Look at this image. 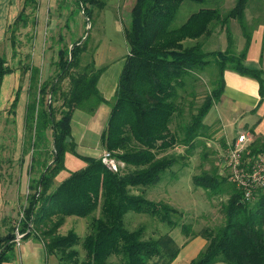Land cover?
I'll return each mask as SVG.
<instances>
[{
  "label": "trees",
  "instance_id": "1",
  "mask_svg": "<svg viewBox=\"0 0 264 264\" xmlns=\"http://www.w3.org/2000/svg\"><path fill=\"white\" fill-rule=\"evenodd\" d=\"M184 1L135 0L131 8L130 25L125 31L130 52L101 135L104 150L123 163L118 171L109 169L101 157L81 155L86 164L55 185L65 153L75 149L71 126L74 112L77 109L95 112L104 101L98 89L102 68L97 69L94 60L82 65L89 49L87 29L70 45L63 36L59 37L60 46L53 61L57 67L55 74L41 80L38 98L37 94L29 98L28 118L36 114L38 121L42 117L45 125L52 128L53 159L45 164L34 184L30 183V193L21 213L23 219L18 226L24 239H44L48 255H54L59 264H171L183 245L169 232L154 237L146 235L144 225L129 229L126 215L131 211L150 214L171 229L181 227L185 243L199 235L205 237L207 246L188 264H264V188L257 189L254 198L247 200L233 183L223 208L225 223L201 230H195L191 223H179L177 218L182 212L167 202L148 199L145 189L140 194L133 191L158 184L166 170L183 162L187 157L184 152L172 151L176 144L185 145V152L190 153L213 133L209 132L211 126L205 118L223 95L225 70L258 79L264 96V69L245 64L252 39V28L245 19L248 0H237L227 14H222L218 7L200 8L181 25L174 26ZM75 2L85 17V25L92 29L94 8L104 9L106 1ZM31 6L36 7V0H26L23 11L9 29L12 45L17 43L15 33L21 29L19 26H27V9ZM232 19L241 24L245 49L238 54L231 52L233 37L229 31L228 50L205 51L200 39L210 36L217 24L227 27ZM189 39H195L196 43L186 46L185 41ZM212 62L219 70L218 85L205 97L190 122L179 131L173 130L172 124L186 104L181 99L191 94L187 87L196 79L195 72ZM14 69L7 57L0 54V89L3 78ZM22 71L31 73V93L41 70L24 66ZM17 103L18 97L10 109ZM249 149L264 152V142L253 141ZM193 179L195 186L214 195L223 193L224 184L230 182L227 176L207 171L194 175ZM70 216L91 219V230L84 238L73 229L65 235L59 233ZM17 228L13 222L6 233L0 232V264L11 262L17 256ZM80 245L85 254L83 258Z\"/></svg>",
  "mask_w": 264,
  "mask_h": 264
},
{
  "label": "rangeland",
  "instance_id": "2",
  "mask_svg": "<svg viewBox=\"0 0 264 264\" xmlns=\"http://www.w3.org/2000/svg\"><path fill=\"white\" fill-rule=\"evenodd\" d=\"M105 1L106 6L104 9L94 8L92 29L89 30V25L87 26L85 34L90 33L88 38L89 49L83 56L82 65H86L91 60H94L97 69L110 67V71L114 73L116 71L119 72L124 67L126 58L130 52L125 31L130 25V12L135 0ZM236 2L237 0H207L200 3L185 0L180 6L174 26L181 25L191 13L203 7H218L222 14H227L235 6ZM260 12L264 17V8ZM27 14V26H19L21 29L15 33L17 43L14 45H12L11 41L12 34L9 32V40L5 43L8 45L6 51L9 47L10 49L9 53H6V56L9 54L7 60L11 66L39 67L41 74L37 76L39 77V81L31 90V97L30 95H26L25 99L27 92L24 91L17 106L12 109H10V104L17 91V87L13 89L17 80L15 74L11 76V79L5 81L4 88L2 87L0 105L4 99L6 101V99L10 98L11 101L10 103L7 101L8 104L5 108L0 109L1 234L6 233L13 222L16 228L18 227L21 230V226H18V224L19 220L23 219L21 213L25 208L27 195L30 193V182L33 185L34 181L43 171L45 164L53 159L52 128L45 125L42 117L38 121L36 114L35 116L30 114L28 118L27 107L29 100L35 94H37V98L40 96L38 91L42 83L41 80L44 81L55 74L57 67L53 61L57 57L61 33H63V37L65 38L64 41L70 45L72 41L78 39L86 30L84 15L75 0H36V7H28ZM67 17L71 24H78L77 28H71V26L65 27ZM231 21L229 29L234 40L231 52L238 54L236 51L238 47L236 48V46L239 42L244 41L242 38L243 34L239 20L232 19ZM53 23H58L56 28H50V26L55 25ZM252 24L249 22L248 25ZM228 27L229 25L223 28L220 24H217L210 37H202L200 42L203 44V49L205 51L228 50L229 42L225 31ZM211 39H213L212 42L208 43ZM195 43V39L185 41V45L189 47ZM4 45L2 47L3 51H5ZM11 45L14 47L13 52ZM2 49L0 50L2 51ZM50 56L52 59H49ZM210 59L213 60L214 57L211 56ZM49 62L51 63L48 66ZM218 73V67L213 62L195 72L196 79L190 81L187 87V91L191 92V94H185L184 100L181 99L182 102L186 100V104L182 105L184 108L183 112L176 117L172 124L173 130L179 131L184 124L190 122L192 115L203 103L205 97L210 94L216 84L218 85ZM46 106L47 101L45 102ZM216 107L215 104L211 111H215ZM103 110L104 113L97 114L96 116H93L95 113H90L87 110H83L82 112L80 110L82 118L80 122L83 123V126L81 123L77 124L79 121L76 117L73 127V138L78 145L75 149L67 150L65 153L63 168L59 171L55 181H61L72 171L83 167L86 162L81 155L92 156L102 152V124L106 122V112L104 108ZM205 119L207 120L208 118ZM217 121L214 127L218 126L220 129L226 131L227 138L231 142L232 138L235 137L234 128L228 127L227 123L222 124L219 120ZM37 123H39L38 128ZM238 127L239 124L236 128ZM212 131L213 128L210 127L209 132ZM217 131L220 132L219 129ZM209 134L210 136L203 138L201 144L199 143L198 147L190 153L185 152V145L181 143L176 144L172 151L176 153L184 152L183 155L187 157L182 160L183 162H177L170 169L166 170L162 174V179L158 184L138 187L133 190L135 193L140 194L145 189V196L148 199L171 204L182 212L181 216L176 217L179 223H191L195 230H201L205 226L217 228L225 223L223 208L231 195L233 185V182L228 179L230 182L229 184H224L225 191L219 195H214L194 184V175H203L206 171L218 173L221 177L228 176V170L225 169L223 159L229 145H223L220 142L221 139H217L215 133ZM120 166H123V163L119 161L118 168ZM97 214H99V211ZM90 223V218L70 216L67 218L65 224L59 228V233L65 235L73 229L81 238H84L91 230ZM139 225L146 227L147 236L157 237L159 234L169 232L179 244H186V236L183 234L181 227L171 229L168 224L161 223L150 214L129 212L126 215V226L129 229H134ZM199 237L205 241V245L201 248L203 250L207 246L208 240L200 235L195 238ZM23 240L24 238L22 242ZM39 240L45 245L44 239L40 238ZM21 245H16L17 251ZM78 248L83 258L85 255L84 250L81 245ZM47 257L49 264H59L54 255H48L47 253Z\"/></svg>",
  "mask_w": 264,
  "mask_h": 264
},
{
  "label": "crops",
  "instance_id": "3",
  "mask_svg": "<svg viewBox=\"0 0 264 264\" xmlns=\"http://www.w3.org/2000/svg\"><path fill=\"white\" fill-rule=\"evenodd\" d=\"M25 3L26 0H0V49H2L3 44H5L4 45L5 51H3V49L2 51L0 50V54L3 56H6V53H9V49H10L9 47V49L6 51L8 45L7 43H5L8 42L9 40L8 39L9 29L13 24V22H15L16 18L19 16V14L23 11ZM262 8H264V0H252V1L249 0V3L246 6V15H245L246 22L247 24H249V22L253 24L250 25V27L252 28V39L246 51L245 64L248 67L254 69H264V17L260 12ZM66 19L67 20L65 22V27L71 26V28L74 27L77 28L78 24L76 23L71 24L68 17ZM53 24L55 25L50 26V28L51 27L56 28L58 25V23H53ZM239 25L241 27L240 22ZM229 28H230V24L229 27L225 29L227 38L229 37L228 36L230 31ZM69 32H70V28H69ZM60 36H63V33H61ZM242 38L244 39V41L239 42V44L236 46V48L238 47L236 49L237 53H240L245 49L246 38L244 34ZM212 40L213 39L209 40L208 43H211ZM228 42H229V38H228ZM12 48H13L12 50L13 52L14 47L12 46L11 49ZM8 55L6 57H8ZM10 56H11V51H10ZM52 57L50 56L49 59H52ZM50 63L51 62L48 63V66ZM13 67L15 68L14 71L7 74L3 78V82L0 89V95H1L2 87L4 88V82L8 81V79H11V76L15 74L17 80L15 82V87H13V89L17 87V91L14 99L12 100V103L17 97L19 102L24 91L27 92L25 94V99H26V95L27 96L30 95V81H31L30 71H28L27 73H23L22 67H17V66H13ZM122 69L119 70V72L116 71L112 73L110 71L111 70L110 67L102 68V72L98 81V89L101 95L103 96L104 101L99 105V107L96 109L95 112H90V113H95L93 116H96L97 114L104 113L103 108L105 109L106 122H103L102 124V128H103L102 133L105 130L106 125L108 123L107 119H109L111 102L115 97L118 81ZM224 78H225V88L223 95L221 99L215 103L217 106L216 110L211 111L212 110L211 109L209 111L206 117L208 118L206 120V123L209 124L211 128H213V134L215 133L217 139H221L220 142H222L223 145L225 146L230 143L229 142L230 139L227 138L226 131L220 129L218 126L214 127L215 123L218 122L217 120H219L222 124L227 123L228 127L234 128L233 131H235V137L232 138L231 142L234 141L238 133L243 131L251 132L254 136L253 141L259 140L264 142V96H262L261 94V85L259 80L250 76L240 74L239 72L234 71L232 69L225 70ZM7 101H9L8 103H10L11 101L10 98L6 99V101L5 99L3 100L2 104L0 105V109L5 108V106L8 104ZM80 110L82 109H77L72 117V121H71L72 137L74 135L73 127L76 117L77 120L79 121L77 124L81 123V125L83 126V123L80 122L82 119ZM238 124L239 127L236 128ZM218 129L220 130V132L217 131ZM77 145L78 143H75V147H77ZM103 151L104 148L102 152ZM102 152H99L98 154H94L92 156L100 157ZM61 181L58 180L55 181V185L56 186L59 185ZM193 240H197V241H193ZM204 245H205V241L203 238L199 237L190 240L189 242H187L185 245L182 246L179 255L171 264H184V263L188 264L195 256H197V254L200 252L201 248ZM48 262L49 260L43 242L37 239L36 237H30L28 239L23 240L21 247L18 249L16 258L13 259L11 262H7L5 264H49ZM215 264H225V263L218 262Z\"/></svg>",
  "mask_w": 264,
  "mask_h": 264
},
{
  "label": "built area",
  "instance_id": "4",
  "mask_svg": "<svg viewBox=\"0 0 264 264\" xmlns=\"http://www.w3.org/2000/svg\"><path fill=\"white\" fill-rule=\"evenodd\" d=\"M254 136L249 131L237 134L230 142L223 163L227 169L228 179L236 184L247 200L253 199L257 189L264 188V152H251L249 145ZM103 163L111 170L118 171L117 159L111 152L104 150L101 155ZM24 234L17 228L15 242L20 246Z\"/></svg>",
  "mask_w": 264,
  "mask_h": 264
},
{
  "label": "water",
  "instance_id": "5",
  "mask_svg": "<svg viewBox=\"0 0 264 264\" xmlns=\"http://www.w3.org/2000/svg\"><path fill=\"white\" fill-rule=\"evenodd\" d=\"M87 34H88V33H87ZM87 34H86V35H87ZM86 35H85V37H86ZM67 140H68V141H70V137H68V139H67Z\"/></svg>",
  "mask_w": 264,
  "mask_h": 264
}]
</instances>
